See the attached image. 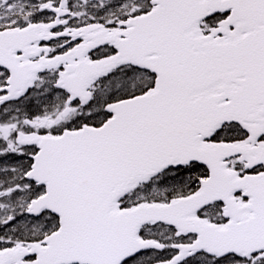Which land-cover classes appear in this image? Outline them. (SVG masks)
Here are the masks:
<instances>
[{
	"label": "snow or ice",
	"instance_id": "1",
	"mask_svg": "<svg viewBox=\"0 0 264 264\" xmlns=\"http://www.w3.org/2000/svg\"><path fill=\"white\" fill-rule=\"evenodd\" d=\"M0 264H264V0H0Z\"/></svg>",
	"mask_w": 264,
	"mask_h": 264
}]
</instances>
